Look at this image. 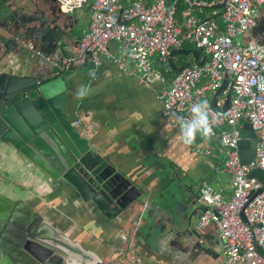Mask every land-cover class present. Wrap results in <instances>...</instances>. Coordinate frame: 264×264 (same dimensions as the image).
Masks as SVG:
<instances>
[{
    "label": "water",
    "instance_id": "obj_1",
    "mask_svg": "<svg viewBox=\"0 0 264 264\" xmlns=\"http://www.w3.org/2000/svg\"><path fill=\"white\" fill-rule=\"evenodd\" d=\"M67 16L56 0H0V153L49 180L57 192L93 208L98 219L126 227L130 239L137 237L154 260L160 258L157 264H216L215 244L204 241L194 224L205 209L201 190L177 183L174 174L165 177L172 181L166 199L150 196L148 186L126 175L75 126L69 81L82 67L61 70L55 65V59L73 56L80 42ZM250 31L262 39L251 41L263 46L264 17ZM200 55L178 50L169 62L180 72L184 67L175 65V57H193L197 63ZM229 105L230 95L220 108L213 102L219 110ZM240 138V159L248 165L258 145L249 123ZM249 177L264 184L261 169ZM0 264L117 262L71 239L38 205L0 194Z\"/></svg>",
    "mask_w": 264,
    "mask_h": 264
},
{
    "label": "built area",
    "instance_id": "obj_2",
    "mask_svg": "<svg viewBox=\"0 0 264 264\" xmlns=\"http://www.w3.org/2000/svg\"><path fill=\"white\" fill-rule=\"evenodd\" d=\"M56 3L66 15L86 6L91 11L90 24L76 53L55 59L61 70L88 64L97 69L102 58H106L122 72L133 73L147 89L163 84L162 115L181 141L179 118L190 117L194 103L208 101L212 138L218 137L222 145L223 169L230 175L233 195L227 199L222 190L205 183L201 188L205 209L197 229L203 232L210 224H216L226 264H264V184L249 177L256 169L264 172V45L241 40L257 24L264 0H56ZM112 42L128 44L125 57L110 53L108 47ZM189 45L201 52L199 62L192 57L193 63L185 62L188 65L179 66L184 69L170 78L171 54ZM223 87L222 100L218 101V92ZM229 95L227 110L214 108L215 100L220 108ZM247 123L255 131L258 145L256 158L245 165L240 159L239 141ZM74 124L79 127L81 122L75 120ZM187 146L194 149L195 143ZM220 170L216 168V172Z\"/></svg>",
    "mask_w": 264,
    "mask_h": 264
},
{
    "label": "crops",
    "instance_id": "obj_3",
    "mask_svg": "<svg viewBox=\"0 0 264 264\" xmlns=\"http://www.w3.org/2000/svg\"><path fill=\"white\" fill-rule=\"evenodd\" d=\"M260 17H264V6ZM69 18L80 39L90 24V8L86 6ZM253 39L262 40L251 31L241 40ZM189 46L185 49L192 50ZM108 49L113 56L123 58L129 46L112 42ZM76 51L72 49V52ZM186 61H192V57L177 56L174 59L178 67ZM129 66L132 67L130 62ZM83 67L69 81V102L75 106L71 112L74 120L81 122L78 128L83 136L103 156L115 162L126 175L148 186L150 196L166 199L172 181L165 177L175 174L177 183L178 179L182 180L198 191L206 183L222 190L225 198L232 197L231 179L223 169L224 151L219 138L204 140L197 136L194 149L178 140L175 130L162 115L163 84L147 89L133 73L122 72L106 58H102V65L97 69L93 65L87 70ZM82 85L90 88L91 93L78 99L76 93ZM221 94L218 101L222 100ZM198 149L202 153L197 152ZM10 160L0 153V180L3 175L8 177L7 184L0 182V194L38 205L40 212L56 225L70 223L65 232L71 239L82 240L86 246L102 252L97 253L103 258L117 264H157L160 261V258L153 259L150 250L137 237L130 239L126 227L105 222L102 217L96 218L99 221L95 223L76 210L74 197L57 192L49 180ZM217 167L221 168L219 172H216ZM197 223L198 220L195 226ZM203 236L204 241L215 244L219 254L216 264H225L216 224H210Z\"/></svg>",
    "mask_w": 264,
    "mask_h": 264
},
{
    "label": "clouds",
    "instance_id": "obj_4",
    "mask_svg": "<svg viewBox=\"0 0 264 264\" xmlns=\"http://www.w3.org/2000/svg\"><path fill=\"white\" fill-rule=\"evenodd\" d=\"M186 50V49H185ZM194 50V49H192ZM177 73V72H176ZM94 78L95 74H91ZM91 93L87 86H80L77 90V98L84 99ZM191 115L188 118L180 117V132L183 141L187 145L194 144L197 136L209 140L214 135L211 109L207 100L194 103L190 108Z\"/></svg>",
    "mask_w": 264,
    "mask_h": 264
},
{
    "label": "flooded vegetation",
    "instance_id": "obj_5",
    "mask_svg": "<svg viewBox=\"0 0 264 264\" xmlns=\"http://www.w3.org/2000/svg\"><path fill=\"white\" fill-rule=\"evenodd\" d=\"M203 205V204H202ZM74 207L76 208L77 211H80L81 213H83L84 215H87L88 218L94 220L96 222V218H97V215L95 214L93 208H90V207H87L85 205H83L82 203L80 202H76V204L74 205ZM43 216H45L46 218H48V216H46L45 214H42ZM50 219V218H49ZM48 219V220H49ZM53 223V222H52ZM56 227H58L59 229H61L65 234H66V230L67 228H69L71 225H69L68 223H65L64 225H56V223H53ZM86 249L88 250H91V251H94V252H98V253H102V252H99L96 250V248H94L93 246L92 247H88L86 246L84 243H82V240H78ZM102 255V254H101ZM107 259V258H106ZM110 262H114V261H110Z\"/></svg>",
    "mask_w": 264,
    "mask_h": 264
},
{
    "label": "rangeland",
    "instance_id": "obj_6",
    "mask_svg": "<svg viewBox=\"0 0 264 264\" xmlns=\"http://www.w3.org/2000/svg\"><path fill=\"white\" fill-rule=\"evenodd\" d=\"M189 48L192 49L191 46H189ZM7 181H8V177H5V175H3V178L0 180V182H2L5 185V184H7Z\"/></svg>",
    "mask_w": 264,
    "mask_h": 264
},
{
    "label": "trees",
    "instance_id": "obj_7",
    "mask_svg": "<svg viewBox=\"0 0 264 264\" xmlns=\"http://www.w3.org/2000/svg\"><path fill=\"white\" fill-rule=\"evenodd\" d=\"M186 59H187V58H186ZM187 62H189L190 64L193 63V61H186V63H187ZM186 63H183L182 66L185 65ZM175 74H176V72L171 71V73L169 74V77L171 78V77L174 76Z\"/></svg>",
    "mask_w": 264,
    "mask_h": 264
}]
</instances>
